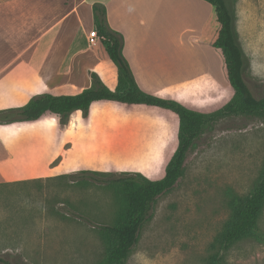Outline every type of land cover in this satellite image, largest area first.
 <instances>
[{
    "label": "rangeland",
    "instance_id": "374dc122",
    "mask_svg": "<svg viewBox=\"0 0 264 264\" xmlns=\"http://www.w3.org/2000/svg\"><path fill=\"white\" fill-rule=\"evenodd\" d=\"M230 2L246 57V82L257 98H264V0ZM200 95L199 103L208 102ZM102 106L107 108V116L97 120L94 138L88 139L81 130L72 139L80 154L88 145L93 146L81 165L115 178L157 175L164 163L165 154H161L166 151L160 154L158 132L154 135L152 131L149 140L108 137L110 118L127 119L130 114L114 109L118 108L114 105H94L92 115ZM171 118L175 123H170L169 140L164 143L169 145L167 163L178 147L179 119ZM76 120L73 114L71 129ZM71 166L73 163L66 164L64 169ZM263 168L264 120L239 116L218 121L189 152L176 186L157 198L127 264H207L211 244L230 215L229 199L232 195L248 196ZM164 175L165 171L153 180ZM58 177L0 186V258L11 264L103 261L106 245L100 230L116 220V190L85 176L75 181ZM259 227L264 233V213ZM226 264H264V242L246 239L236 244L226 256Z\"/></svg>",
    "mask_w": 264,
    "mask_h": 264
},
{
    "label": "crops",
    "instance_id": "0c3cea01",
    "mask_svg": "<svg viewBox=\"0 0 264 264\" xmlns=\"http://www.w3.org/2000/svg\"><path fill=\"white\" fill-rule=\"evenodd\" d=\"M96 4L105 6L110 28L123 36V55L143 92L205 113L232 97L220 52L207 44L214 10L205 0H5L0 2V111L22 108L46 94L76 96L92 87V74L115 90L117 68L100 58L98 44H89L90 33L97 30ZM199 95L208 102L199 103ZM94 105L114 104H93L87 119L82 111L73 112L67 132L52 118L0 124V186L93 170L81 165L93 146L80 154L72 139L81 130L94 138L97 120L107 116L104 106L93 116ZM114 106L130 115L111 117L108 137L149 140L157 131L160 154L168 149L164 143L173 114ZM73 114L77 120L71 129ZM69 163L73 166L65 170Z\"/></svg>",
    "mask_w": 264,
    "mask_h": 264
},
{
    "label": "trees",
    "instance_id": "16d2710c",
    "mask_svg": "<svg viewBox=\"0 0 264 264\" xmlns=\"http://www.w3.org/2000/svg\"><path fill=\"white\" fill-rule=\"evenodd\" d=\"M213 6V27L207 44L220 52L222 70L232 97L212 112L193 110L182 103L143 92L123 55V36L110 28L105 6L93 7L94 21L99 34V56L117 68V87L111 90L97 74H92V87L76 96H37L22 108L0 111V124L32 123L45 118L55 119L61 132L67 130L70 115L82 111L87 119L95 103H109L131 112L160 111L179 119L178 147L172 158L167 150L157 175L128 174L115 178L113 174L82 170L59 176H85L105 183L116 190L119 210L113 225L104 226L100 235L106 245V255L100 264H127L137 245L144 224L150 217L158 197L173 189L184 174V165L196 142L218 121L228 117H258L264 120V98H257L245 79L246 57L236 31V16L231 0H205ZM56 165V164H55ZM165 171L161 179L153 180ZM103 177H107L106 179ZM56 179V178H55ZM230 215L222 231L211 244L207 264H226V256L246 239L264 242L259 222L264 213V168L252 192L241 197L232 195L228 201ZM0 263L11 264L0 258Z\"/></svg>",
    "mask_w": 264,
    "mask_h": 264
},
{
    "label": "built area",
    "instance_id": "2783aa9c",
    "mask_svg": "<svg viewBox=\"0 0 264 264\" xmlns=\"http://www.w3.org/2000/svg\"><path fill=\"white\" fill-rule=\"evenodd\" d=\"M99 42V34L98 31L95 29L89 35V44L91 46H96Z\"/></svg>",
    "mask_w": 264,
    "mask_h": 264
}]
</instances>
